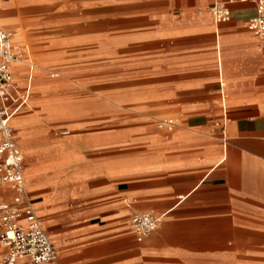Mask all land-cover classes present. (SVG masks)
I'll use <instances>...</instances> for the list:
<instances>
[{"label":"crops","instance_id":"0c3cea01","mask_svg":"<svg viewBox=\"0 0 264 264\" xmlns=\"http://www.w3.org/2000/svg\"><path fill=\"white\" fill-rule=\"evenodd\" d=\"M82 1L112 11L96 24L115 33L104 27L92 41L113 69L75 50L88 35L34 54L23 8L72 0H0L13 26L0 25L26 60L12 66L27 101L10 124L58 264H264V50L249 26L255 5ZM216 2L229 7L228 21L212 16ZM110 82L128 92L107 95ZM63 88L65 99L48 96ZM167 118L178 121L173 131L157 128ZM62 122L69 130L59 135ZM11 194L0 185V205ZM137 212L160 217L143 241L131 227ZM5 253L0 242V263Z\"/></svg>","mask_w":264,"mask_h":264},{"label":"built area","instance_id":"2783aa9c","mask_svg":"<svg viewBox=\"0 0 264 264\" xmlns=\"http://www.w3.org/2000/svg\"><path fill=\"white\" fill-rule=\"evenodd\" d=\"M243 1H251L256 7V15L250 19L249 26L259 40L260 49L264 50V0ZM210 11L218 22L231 18V11L223 2L213 4ZM22 59L20 46L0 25V185L12 191L0 205V242L6 247L0 264H19L23 258L34 264H58L57 247L43 228L26 191L24 156L10 124L11 118L27 101V95L17 91L12 73V64ZM177 125V119L167 118L160 120L157 128L173 131ZM159 221L160 217L152 212L135 213L131 227L138 241L154 232Z\"/></svg>","mask_w":264,"mask_h":264},{"label":"rangeland","instance_id":"374dc122","mask_svg":"<svg viewBox=\"0 0 264 264\" xmlns=\"http://www.w3.org/2000/svg\"><path fill=\"white\" fill-rule=\"evenodd\" d=\"M73 3H58L50 7H26L22 10V19L25 24V30L29 35L30 44L35 53L40 51H47L51 48V43L59 39H74L80 41L82 37L88 35L90 38L89 45L83 49L78 48L75 50H87L90 55L88 59L91 61L90 65L98 64V61L107 63V69H113L111 64L113 63V58L100 59L98 55V44L92 41V37L98 33L101 29H106V33H115V28L111 25H106L104 27H99L97 22L98 15H103L104 13L112 12L106 7L105 11L99 9L97 5L94 7H84L82 0H72ZM0 21L4 26L12 29V24L10 21L0 16ZM13 31V30H12ZM13 39L19 41L20 36L18 31H13ZM110 43L106 42V51L110 48ZM100 59V60H99ZM93 62V63H92ZM22 63H26L24 60ZM20 63V64H22ZM50 73L48 75L50 76ZM112 82L107 83L106 94L111 97L115 94L127 93V90H117L112 87ZM91 95H95L97 92L90 91ZM69 91L66 89H60L48 95L53 99H65L69 95ZM35 98H41V95H32ZM66 103L65 100H63ZM66 122H62L61 125H57L54 129L59 135H62L64 130H69L66 126ZM119 124L106 123V129L119 128ZM95 129H99L95 128Z\"/></svg>","mask_w":264,"mask_h":264},{"label":"bare ground","instance_id":"6f19581e","mask_svg":"<svg viewBox=\"0 0 264 264\" xmlns=\"http://www.w3.org/2000/svg\"><path fill=\"white\" fill-rule=\"evenodd\" d=\"M0 24H2L1 23V21H0ZM19 35V34H18ZM24 61V59H22L21 61H17V62H14L13 64H12V66L14 65V64H16V63H22ZM12 119V118H11ZM10 123H11V120H10Z\"/></svg>","mask_w":264,"mask_h":264}]
</instances>
